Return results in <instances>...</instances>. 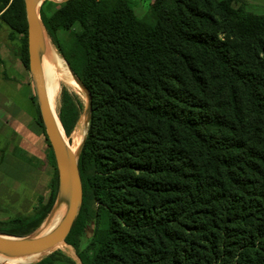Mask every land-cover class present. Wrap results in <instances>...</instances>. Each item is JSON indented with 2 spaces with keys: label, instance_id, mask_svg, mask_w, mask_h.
Listing matches in <instances>:
<instances>
[{
  "label": "trees",
  "instance_id": "obj_1",
  "mask_svg": "<svg viewBox=\"0 0 264 264\" xmlns=\"http://www.w3.org/2000/svg\"><path fill=\"white\" fill-rule=\"evenodd\" d=\"M48 2L47 33L92 95L83 201L65 239L81 263L264 264V13L246 0H154L144 19L133 0L54 2L51 14ZM63 19L79 27L66 44ZM0 21L21 34L29 68L25 0H0ZM82 110L63 89L67 136ZM46 139L49 193L0 232L30 234L56 202ZM17 264L80 263L55 250Z\"/></svg>",
  "mask_w": 264,
  "mask_h": 264
},
{
  "label": "crops",
  "instance_id": "obj_2",
  "mask_svg": "<svg viewBox=\"0 0 264 264\" xmlns=\"http://www.w3.org/2000/svg\"><path fill=\"white\" fill-rule=\"evenodd\" d=\"M5 25L0 21V82L5 86L0 88V152L6 154L2 163L10 156L9 169L15 172L8 198L19 196L32 212L49 193L54 165L46 130L38 121L36 84L23 62L20 36H10Z\"/></svg>",
  "mask_w": 264,
  "mask_h": 264
},
{
  "label": "water",
  "instance_id": "obj_3",
  "mask_svg": "<svg viewBox=\"0 0 264 264\" xmlns=\"http://www.w3.org/2000/svg\"><path fill=\"white\" fill-rule=\"evenodd\" d=\"M43 2L44 0H25L26 16L28 22L29 69L36 84L41 116L45 125L47 137L53 148L58 169L59 192L57 199L59 197L61 199L66 198L68 201V206L59 224L50 232L44 234L38 232V234L35 236H10L11 234L6 235L0 233V251L17 256H27L34 254L45 256L53 252L52 250L60 243L64 242L70 233L83 201V184L81 180L78 159L84 138L76 154H72L66 146L65 140L58 126V121L54 115V112L52 111L47 92L44 69L41 63L39 48L43 41L44 30L47 33V30L38 13V5H42ZM67 64L69 72L73 76L74 80L80 85L87 95V105L83 114L84 123L87 127L91 119L92 95L90 90L83 84L68 62ZM57 199L51 212H53L58 201L60 200L59 199L57 201ZM17 263L0 262V264Z\"/></svg>",
  "mask_w": 264,
  "mask_h": 264
},
{
  "label": "rangeland",
  "instance_id": "obj_4",
  "mask_svg": "<svg viewBox=\"0 0 264 264\" xmlns=\"http://www.w3.org/2000/svg\"><path fill=\"white\" fill-rule=\"evenodd\" d=\"M45 1V0H44ZM66 0H49V2L47 4H45V11L48 14H51V12L56 8V5H54V2L57 5H61L65 2ZM248 3V6L251 10H253L256 13H264V0H246ZM154 0H133V4H134V9L136 14L144 19H152L153 13H152V4H153ZM43 4V3H42ZM237 5V4H236ZM41 6H39L38 9V13L40 15V9ZM41 17V15H40ZM5 30H11V28L7 25H5ZM79 30L78 25L76 24H72L70 21H68L67 19H63L61 22V26L58 30V38L60 40V42L62 44H66L70 38V35L73 31ZM11 34H13L14 36H21V34L18 33H13L11 30L10 36ZM49 37V35H48ZM15 39V38H14ZM52 45H53V49L62 57L61 53L58 50V47L56 46V44L53 43V41L51 40V38L49 37ZM21 44V40L19 39L18 45L20 46ZM63 58V57H62ZM64 59V58H63ZM70 75V79L69 81L66 82H62L60 81L59 83H57L54 87L53 90H51L52 94L50 97V103L52 104L51 106L54 108L55 112L59 111V108L61 106V95H62V91L63 89H67L71 95L74 97L75 100H77L78 102H80L82 104V115L80 117V120L78 122V124L76 125L74 131L72 132V134L68 137V143L67 146L68 147H74L75 143H77L78 148L83 140V138L85 137L86 133H87V127L84 123V110L86 108L87 105V95L85 93V91L80 87V85L74 80L73 76ZM59 84V85H58ZM5 86L0 82V88H4ZM40 108V107H39ZM71 140H72V145H71ZM1 149V147H0ZM6 154H3L0 152V221H6V220H10L15 218L16 216H18L19 214H27L28 212H30V205H27V203L23 202V201H19L20 197L17 196V198H14L13 195H10V199L8 198V191L7 188H9L11 180L15 177V172L11 171L10 168V156L8 157V160L3 162V159L5 158ZM61 199L60 197L57 199V201ZM27 205V206H26ZM65 212V211H64ZM59 214L57 220L54 223L50 222V215L53 212H50L49 215L44 219V221L40 224V226L35 229L34 231H32L30 234H28V236H35L36 234H38V232L44 234V231L50 230L54 227L57 226V224L60 222V220L62 219L63 215L65 213ZM104 225L105 224H101L100 227V232H99V239L103 238L104 235ZM93 228H94V224L92 223V225H90L87 228V234L88 236L92 235L93 232ZM1 234H6L4 232H0ZM8 235V234H6ZM12 236V235H10ZM55 250H61L63 251L65 254H67L68 256L72 257L73 259H75L78 263H81L80 258L78 257L75 248L68 244L67 242H62L60 243L58 246H56L52 251ZM94 250H95V246H92L89 248L88 254L90 255V257L92 258L94 255ZM44 255H38V254H34V255H27V256H17V255H12L10 253L7 252H2L0 253V262H8V263H16V262H29V263H35L39 260H41V258H43Z\"/></svg>",
  "mask_w": 264,
  "mask_h": 264
},
{
  "label": "bare ground",
  "instance_id": "obj_5",
  "mask_svg": "<svg viewBox=\"0 0 264 264\" xmlns=\"http://www.w3.org/2000/svg\"><path fill=\"white\" fill-rule=\"evenodd\" d=\"M39 6L40 5H38V9H39ZM39 53H40L42 67L44 69L46 86H47V92H48V97H49V101H50V97H51V94H52L51 90H53L55 85L57 83H59L60 81H62V82L69 81L70 72H69V69H68L67 61L65 59H63L53 49V45H52L47 33L45 32V30H44L43 41H42V43L40 45V48H39ZM50 105H52V104L50 103ZM51 108H52V111L54 112V115L56 116V119L58 121L59 129H60V131H61V133L63 135V138H64L66 146H67L68 137H67V135H66L61 123H60V120L58 118L57 112H55V110H54V108L52 106H51ZM67 148L69 149V151L72 154H76V152L78 150V145H77V143H75L74 147H68L67 146ZM67 206H68V201L66 200V198L60 199L58 201L56 207L54 208L53 213L49 217L50 222L54 223L57 220L59 214H62L64 211L66 212ZM54 228H52L50 230H47V231H44V232L45 233L50 232ZM2 252L3 251H0V253H2Z\"/></svg>",
  "mask_w": 264,
  "mask_h": 264
}]
</instances>
